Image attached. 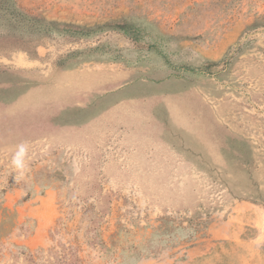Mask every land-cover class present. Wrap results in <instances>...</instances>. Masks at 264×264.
Segmentation results:
<instances>
[{
    "label": "rangeland",
    "instance_id": "rangeland-1",
    "mask_svg": "<svg viewBox=\"0 0 264 264\" xmlns=\"http://www.w3.org/2000/svg\"><path fill=\"white\" fill-rule=\"evenodd\" d=\"M4 3L0 264H264V0Z\"/></svg>",
    "mask_w": 264,
    "mask_h": 264
},
{
    "label": "trees",
    "instance_id": "trees-1",
    "mask_svg": "<svg viewBox=\"0 0 264 264\" xmlns=\"http://www.w3.org/2000/svg\"><path fill=\"white\" fill-rule=\"evenodd\" d=\"M3 2L0 1V4ZM5 4V3H4ZM0 13L6 14L10 16V19L13 20V25L17 28L18 25H25L30 30L33 31H49V27L51 24H54L52 21H47L46 19H42L33 15H30L26 12H23L21 9L10 8L9 6H5L1 4ZM44 25V26H43ZM67 25V24H64Z\"/></svg>",
    "mask_w": 264,
    "mask_h": 264
},
{
    "label": "clouds",
    "instance_id": "clouds-1",
    "mask_svg": "<svg viewBox=\"0 0 264 264\" xmlns=\"http://www.w3.org/2000/svg\"><path fill=\"white\" fill-rule=\"evenodd\" d=\"M28 151V145L25 143H20L16 146L15 151L11 156L10 166L12 173H15L16 182L25 179V174L27 172ZM73 168L74 170H78L76 168L75 162L73 164ZM262 241H264V234H262L255 243L259 245Z\"/></svg>",
    "mask_w": 264,
    "mask_h": 264
}]
</instances>
